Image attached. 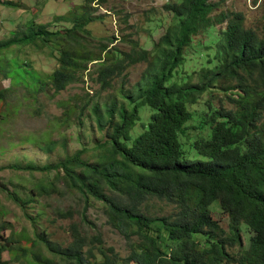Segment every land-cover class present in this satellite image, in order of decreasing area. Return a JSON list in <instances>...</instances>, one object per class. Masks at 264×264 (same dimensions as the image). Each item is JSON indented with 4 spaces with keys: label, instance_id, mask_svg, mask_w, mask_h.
Segmentation results:
<instances>
[{
    "label": "trees",
    "instance_id": "16d2710c",
    "mask_svg": "<svg viewBox=\"0 0 264 264\" xmlns=\"http://www.w3.org/2000/svg\"><path fill=\"white\" fill-rule=\"evenodd\" d=\"M0 3L17 6L13 0ZM262 3L261 26L253 28L241 13L219 10L211 0H167L148 19L147 36L160 28L159 37L149 39V45L128 38L129 52L108 44L97 50L85 45V37L93 36L88 24L106 14L94 15L83 3L55 16L54 27L35 22L30 12L11 37L0 39L1 75L11 81L0 90L2 104L6 96L16 97L12 92L20 87L35 100L47 89L59 93L69 83L83 82L88 63H94L102 90L111 88L115 78L126 80L130 66L145 64L132 88L120 84L102 103L70 102L55 118L56 125H78L77 136L86 134L90 147L78 143L72 154L43 164L25 160L1 166L19 178L2 182L0 192L20 215L15 216L18 228L3 219L7 214L0 220V264H8L3 252L28 264H264ZM106 39L113 44L115 36ZM24 46L52 58L57 53L55 66L35 69L19 57ZM205 91L209 97L203 100ZM216 98L220 105H214ZM199 99L201 106L196 105ZM193 116L197 124L186 126ZM137 123L140 131L133 136ZM66 141L68 136L61 134L37 147L49 153L57 146L66 149ZM191 150L196 157L189 158ZM64 191L77 193L82 202L76 212L80 224H68L71 239L65 245L53 239L49 228L75 214L52 201ZM147 198L164 200L175 210L147 214L139 209ZM91 199L129 240L126 255L104 246L100 233L90 236L93 242L86 240L81 226L90 223ZM5 211L0 209V216ZM19 217L31 233L19 225Z\"/></svg>",
    "mask_w": 264,
    "mask_h": 264
},
{
    "label": "rangeland",
    "instance_id": "374dc122",
    "mask_svg": "<svg viewBox=\"0 0 264 264\" xmlns=\"http://www.w3.org/2000/svg\"><path fill=\"white\" fill-rule=\"evenodd\" d=\"M167 0H13L17 5L5 6L0 3V39L5 40L11 37L20 22L27 19L30 12H33L35 22L52 24L56 20L55 16L63 15L68 12V8L72 5L82 6L87 5V9L94 15L106 14L101 20H95L88 24V30L93 36L87 35L84 43L92 50H97L102 44H108L122 52H129L131 44L126 39L133 38L142 44L149 45V39L155 40L161 33L160 28H154L150 35L147 36V29H151L152 25L148 24V19L155 18L161 6ZM174 1V0H170ZM218 3L219 10L235 11L243 15L244 23L248 27L259 28L262 23L263 6L262 0L254 3V0H211ZM36 10V12L34 11ZM154 15V16H152ZM151 16V17H150ZM63 24L65 21H62ZM58 23V25H63ZM114 35L115 40L113 44H109L106 39L107 36ZM129 35V36H128ZM105 36V37H103ZM146 45V46H148ZM14 45L13 47H15ZM15 54V53H14ZM13 54V56H14ZM57 53L53 54V58L49 55L41 53V49L32 46H24L23 53L19 56L22 59L29 60L32 66L43 72L50 71L55 66L53 65ZM7 58L12 57L10 54ZM94 64V63H93ZM92 63H88V70L84 73L83 82H72L67 84L66 88L59 93H54L51 89L46 92L39 93L35 100L28 96H24L23 88L13 90L12 94L16 97H5V103L0 102V187L2 182H7L11 178L14 182L19 179L15 174L9 175L8 169H2L5 166L16 161L33 160L37 163H46L56 160L66 153L72 154L74 148L80 146L78 143H85L88 140L86 134L83 137L77 136L80 129L78 125H56L55 118L63 115L67 110L70 102L78 105H91L95 102L102 103L107 100L110 92H115L121 84L125 88H132L134 82L138 80L145 64L143 62L136 63L127 68L126 80L121 78L113 79V86L106 90H102L100 82L96 81L93 70L96 68ZM2 69L0 68V90L6 89L11 85L8 77L2 76ZM92 73V75H90ZM185 75H183L184 77ZM193 80V79H192ZM182 82V76L180 77ZM209 97V92L201 96V99ZM199 99L198 104L202 105V100ZM214 105H220L216 98L213 101ZM86 105V106H87ZM222 105L228 106L226 102ZM145 109V108H143ZM192 109V108H191ZM88 112V110L86 111ZM146 116L141 115V119ZM194 117V116H193ZM197 124V121L192 119L186 126L190 127ZM140 131V124L137 123L132 130L133 136ZM188 135L193 134L192 128L186 130ZM61 134L68 136L67 148L57 146L52 152H44L37 147V142H44L49 139H61ZM73 134L74 136H71ZM185 135L180 136V141H185ZM42 138V140H41ZM77 138H81L77 142ZM84 145L90 147L88 143ZM185 145H183L184 147ZM185 148V147H184ZM189 152V149L187 150ZM186 152V154H188ZM189 158L197 156L194 150L188 154ZM85 158L88 156L84 155ZM27 179V178H26ZM23 183V179H20ZM11 188V186H9ZM103 191L115 198V193L104 187ZM44 201V200H42ZM54 205L61 206L62 209L72 208L75 214L72 219L58 220L54 225L49 226L53 233V239L58 240L61 244H67L71 237L67 231V226L70 222L80 224V216L78 211L81 210L82 202L77 193L64 191L60 196L54 197ZM39 205V204H38ZM0 209L7 210L0 216L2 220L11 221L17 228L18 224L15 222L16 217L20 215L18 208L11 203L2 192H0ZM139 209L147 214L160 216L172 213L175 208L172 204L164 200L155 198H147L139 205ZM88 225H82V230L86 232L88 242H93L90 236L100 233V237L104 242V246H111L115 252L120 255H126L130 246L129 240L121 235L109 223L107 213L104 207L98 201L91 199L89 207L86 212ZM16 216V217H15ZM19 225L26 227L31 233V229L19 217ZM26 225H25V224ZM8 234V230L5 232ZM91 240V241H90ZM94 244H97L96 242ZM45 252V250H44ZM46 253V252H45ZM2 259L8 260V264H28V262L17 261L12 255L7 252L2 253Z\"/></svg>",
    "mask_w": 264,
    "mask_h": 264
}]
</instances>
